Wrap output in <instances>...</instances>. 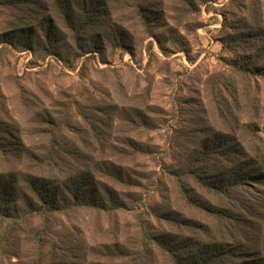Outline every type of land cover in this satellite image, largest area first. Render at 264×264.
Returning <instances> with one entry per match:
<instances>
[{"label": "rangeland", "instance_id": "1", "mask_svg": "<svg viewBox=\"0 0 264 264\" xmlns=\"http://www.w3.org/2000/svg\"><path fill=\"white\" fill-rule=\"evenodd\" d=\"M259 174L264 0H0V264H264Z\"/></svg>", "mask_w": 264, "mask_h": 264}, {"label": "trees", "instance_id": "2", "mask_svg": "<svg viewBox=\"0 0 264 264\" xmlns=\"http://www.w3.org/2000/svg\"><path fill=\"white\" fill-rule=\"evenodd\" d=\"M93 3H95V1H92V3L90 1H88L87 2V8H86V6H83V5L81 6V8H82L81 9V12L85 16L84 23L85 22L88 23L89 21L97 20V18H98V14L96 12V8H95V6H94ZM141 16L148 19V17H146V15L143 12H142V15ZM80 24H82V23H80ZM255 179H258L259 181H264V174H259L258 176H256ZM41 180L42 179H39V178L28 179L29 186L30 187H34L37 190L43 189V185L40 186L41 184H43ZM202 185L205 186L207 189L214 188V185L211 184V183H209V182L207 183V182L202 181ZM6 194H7L6 189L4 188L3 185H0V217H2V216H9L12 220L19 219L20 216L18 217V215H16V214L11 215V213H10V207H8L7 205H5V206L1 205L2 202L6 200L5 198H3V195H6ZM43 199L46 202V205H44V206L43 205H39V206L32 205L31 208H30V213H32V214H38V216H40L41 219H42V226H43V228L41 229V232L39 233V235L40 234H43L47 230V228L45 226H46V222H47V218H48V215L49 214L55 213V212H59L60 210H65V208L57 207V205L55 203L50 202V199H48L46 197V195H45V197H43ZM93 202L94 201L86 200L85 199L81 203H76V204L77 205H79V204H88V203L95 204ZM97 204L100 205V203H97ZM157 244L159 245V247H163L164 246L163 242H161L160 240H157ZM166 249L169 251V254H172L173 256H176V253L174 251H172V249L170 248L169 245L166 246ZM173 260H174V262L176 264H187V263H183L180 260H178L177 256Z\"/></svg>", "mask_w": 264, "mask_h": 264}]
</instances>
